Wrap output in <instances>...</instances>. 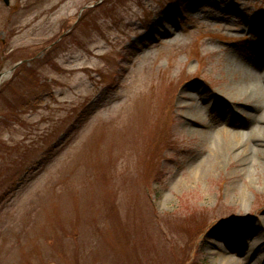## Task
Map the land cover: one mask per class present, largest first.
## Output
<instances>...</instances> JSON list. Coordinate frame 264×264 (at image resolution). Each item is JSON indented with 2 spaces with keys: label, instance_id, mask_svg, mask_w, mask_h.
<instances>
[{
  "label": "rangeland",
  "instance_id": "rangeland-1",
  "mask_svg": "<svg viewBox=\"0 0 264 264\" xmlns=\"http://www.w3.org/2000/svg\"><path fill=\"white\" fill-rule=\"evenodd\" d=\"M259 55L264 0H0V264H264Z\"/></svg>",
  "mask_w": 264,
  "mask_h": 264
},
{
  "label": "bare ground",
  "instance_id": "bare-ground-1",
  "mask_svg": "<svg viewBox=\"0 0 264 264\" xmlns=\"http://www.w3.org/2000/svg\"><path fill=\"white\" fill-rule=\"evenodd\" d=\"M255 64L260 66L261 67L260 70L262 71L264 69V55H263V57H260L258 63H255ZM256 75L255 74L247 75V80L249 82L252 81L251 83H252V86H253V89H254L253 94L259 96L261 99L264 100V83H263L264 82V78H262V81H259L258 78L256 79V77H255ZM263 77H264V75H263ZM257 107H258V109L260 108L259 105L258 106L257 105L252 106V108H257ZM191 109H193L195 111L196 116L201 117V115H202V113H203V111L205 109V106L201 105V103H197V105L196 106H192ZM259 122H264V119L259 120ZM253 130H255V129H253ZM256 131L259 132V133L257 134V136L254 135V138H253L252 141L256 142L257 146H262L264 144V135L262 136V133H264V127L262 125H259V126H257ZM253 133H254V131H253ZM242 141L243 140H239V141L237 140V142H238L237 144L242 143ZM215 143L217 145V142H215ZM253 150H255V153H256V155H258V157L261 156L260 155L261 154V149H258V148L255 147V148H253ZM210 163H212V161Z\"/></svg>",
  "mask_w": 264,
  "mask_h": 264
},
{
  "label": "trees",
  "instance_id": "trees-1",
  "mask_svg": "<svg viewBox=\"0 0 264 264\" xmlns=\"http://www.w3.org/2000/svg\"><path fill=\"white\" fill-rule=\"evenodd\" d=\"M154 159V156H152V160ZM146 169L144 170L146 172V174L144 175L145 180H149V175L148 173L150 172V168L148 166H145ZM120 223V222H119ZM117 225V224H116ZM130 227L133 228L134 226L130 224ZM116 229V227H115ZM127 229V227H122V225L118 224V230L119 232L116 230V237H117V242H118V237L120 239V243H121V250L124 252V250L126 249L125 254L123 255V258L120 259L119 261L121 262V264H124L125 261H128V263L126 264H133L134 261L136 260V252H137V263L141 261L140 257H139V248L137 246H135L134 244L131 243H126V248L124 246V230ZM126 232V231H125ZM139 237V236H138ZM177 264H186L187 262V257L186 254L182 257V258H177L175 257V261Z\"/></svg>",
  "mask_w": 264,
  "mask_h": 264
},
{
  "label": "water",
  "instance_id": "water-1",
  "mask_svg": "<svg viewBox=\"0 0 264 264\" xmlns=\"http://www.w3.org/2000/svg\"><path fill=\"white\" fill-rule=\"evenodd\" d=\"M6 4L9 5V0H5ZM3 77V74H0V82H1V79Z\"/></svg>",
  "mask_w": 264,
  "mask_h": 264
}]
</instances>
